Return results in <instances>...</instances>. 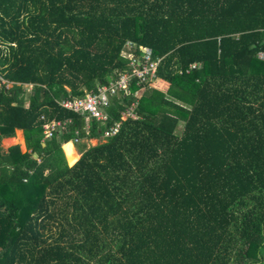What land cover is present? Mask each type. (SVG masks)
Instances as JSON below:
<instances>
[{
    "label": "trees",
    "instance_id": "16d2710c",
    "mask_svg": "<svg viewBox=\"0 0 264 264\" xmlns=\"http://www.w3.org/2000/svg\"><path fill=\"white\" fill-rule=\"evenodd\" d=\"M126 41L164 90L133 78L105 122L59 105L127 70ZM52 119L70 122L44 138ZM16 129L24 149L3 147ZM263 248L264 0H0V264H259Z\"/></svg>",
    "mask_w": 264,
    "mask_h": 264
},
{
    "label": "built area",
    "instance_id": "2783aa9c",
    "mask_svg": "<svg viewBox=\"0 0 264 264\" xmlns=\"http://www.w3.org/2000/svg\"><path fill=\"white\" fill-rule=\"evenodd\" d=\"M131 48H137L140 52L135 54ZM121 54L128 60L129 68L127 70L120 72L113 79L110 78L108 84L97 85L96 90L93 92L88 91L82 96H71L59 100V105L80 115H86L89 118L105 122L109 118L107 107L109 106L111 96L115 95L119 90H122L125 94H129V84L133 78L136 79V83H143V85H150L152 81L157 79L156 67L158 59H152L149 47L136 45L131 41H126ZM142 88L143 87H140V89L136 90L134 95L136 96ZM135 105V102H131L126 106L121 112L120 120L114 122L103 130V137L115 134L119 128L121 120H124L127 117L135 118ZM68 122H70L69 119L64 121L56 119L45 121L42 125L43 137L49 138L57 128L62 127ZM77 134L78 130H75L72 142L80 140Z\"/></svg>",
    "mask_w": 264,
    "mask_h": 264
},
{
    "label": "rangeland",
    "instance_id": "374dc122",
    "mask_svg": "<svg viewBox=\"0 0 264 264\" xmlns=\"http://www.w3.org/2000/svg\"><path fill=\"white\" fill-rule=\"evenodd\" d=\"M153 83V82H152ZM152 83H150V85H153ZM29 89V86L28 87H26V90H28ZM20 137V138H19ZM1 143H2V146L3 147H8L9 145H11V144H19V146L21 147V149L23 150V139H22V137L21 136H19V133H14V138H12V139H10V140H5L4 138L2 139V141H1ZM87 143L88 144H90V145H92V144H95L96 143V140L94 139H92V140H87ZM75 146V143L73 142H69V144L67 145V147L69 148V149H74L73 147ZM76 147V146H75ZM61 149H62V151H63V148L61 147ZM77 149V148H76ZM63 154H64V152H63ZM65 156V155H64ZM75 156V155H74ZM75 157H77V156H75ZM65 159H66V157H65ZM68 159H66V161H67ZM68 162V161H67ZM259 264H264V248H263V251H262V260H261V262L259 263Z\"/></svg>",
    "mask_w": 264,
    "mask_h": 264
},
{
    "label": "crops",
    "instance_id": "0c3cea01",
    "mask_svg": "<svg viewBox=\"0 0 264 264\" xmlns=\"http://www.w3.org/2000/svg\"><path fill=\"white\" fill-rule=\"evenodd\" d=\"M154 84L157 86V87H159L161 90H164L165 88H166V83L164 82V81H162V80H160V79H156V80H154ZM19 133V136H21L22 137V139H23V135H22V130H20V129H16L15 130V133ZM12 138H14V135L13 136H11V137H5L4 139L5 140H10V139H12ZM94 140V139H93ZM69 144V142H67V143H63L62 145H61V147L63 148V152H64V155H65V157H66V150H65V146L66 145H68ZM23 149H24V144H23ZM74 149H72V155H75V156H79L80 155V152H79V150L78 149H76V147L74 146L73 147ZM67 149H69L68 147H67ZM68 161V160H67ZM73 162V161H72ZM72 162H67L68 164H71Z\"/></svg>",
    "mask_w": 264,
    "mask_h": 264
},
{
    "label": "water",
    "instance_id": "95a60500",
    "mask_svg": "<svg viewBox=\"0 0 264 264\" xmlns=\"http://www.w3.org/2000/svg\"><path fill=\"white\" fill-rule=\"evenodd\" d=\"M108 80H110V77H107Z\"/></svg>",
    "mask_w": 264,
    "mask_h": 264
},
{
    "label": "bare ground",
    "instance_id": "6f19581e",
    "mask_svg": "<svg viewBox=\"0 0 264 264\" xmlns=\"http://www.w3.org/2000/svg\"><path fill=\"white\" fill-rule=\"evenodd\" d=\"M20 138V137H19Z\"/></svg>",
    "mask_w": 264,
    "mask_h": 264
}]
</instances>
